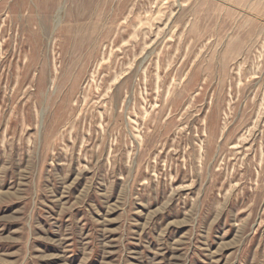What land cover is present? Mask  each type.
Segmentation results:
<instances>
[{"label": "rangeland", "instance_id": "1", "mask_svg": "<svg viewBox=\"0 0 264 264\" xmlns=\"http://www.w3.org/2000/svg\"><path fill=\"white\" fill-rule=\"evenodd\" d=\"M0 264H264V0H0Z\"/></svg>", "mask_w": 264, "mask_h": 264}]
</instances>
